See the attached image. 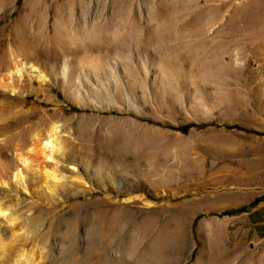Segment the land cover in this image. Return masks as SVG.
I'll use <instances>...</instances> for the list:
<instances>
[{
	"label": "rangeland",
	"instance_id": "374dc122",
	"mask_svg": "<svg viewBox=\"0 0 264 264\" xmlns=\"http://www.w3.org/2000/svg\"><path fill=\"white\" fill-rule=\"evenodd\" d=\"M0 208V264H264V0H0Z\"/></svg>",
	"mask_w": 264,
	"mask_h": 264
},
{
	"label": "bare ground",
	"instance_id": "6f19581e",
	"mask_svg": "<svg viewBox=\"0 0 264 264\" xmlns=\"http://www.w3.org/2000/svg\"><path fill=\"white\" fill-rule=\"evenodd\" d=\"M20 67V68H19ZM32 68V71L31 73H35L33 75H31V79H36L38 81H45L46 77L44 76V74L37 68H33V66H31ZM22 66L18 63H15L13 64V66H11V69L9 70V75H13V76H16V75H20V72L22 71ZM58 132L56 130V128L53 126L50 128V131H49V134L47 135L45 141L43 144H41L40 142V138L39 136H37L36 134L34 135V139L35 141H37V143L41 146L40 147V150L41 151H45V147L47 146L49 148V151H51V153L55 156H59V157H62L63 154H61V147H60V142H59V137H58ZM51 148V149H50ZM22 162L25 163V159H21ZM22 170H17V172L15 173V177L17 179H21L22 178ZM52 177L51 175H47L46 174V178H50ZM55 177H53V180H54ZM4 210H1L0 208V216H5L3 215ZM12 222V221H11ZM16 238V237H15ZM13 239V238H12ZM26 250V249H25ZM24 250V247L22 245V247H16L14 248V250H12V252L8 255H6L5 257V260L7 264H10L11 262L13 263L14 261L19 263L20 262V259H22V257H24V254L26 253ZM31 250H33L31 248ZM28 251V254H33V251ZM39 251V250H38ZM3 252V251H2ZM43 249H40V254H43ZM3 255V254H1ZM33 257V256H32ZM18 258V260L16 261L15 259ZM31 258V257H30ZM27 260V259H26ZM23 262V261H22ZM28 262H29V259H28Z\"/></svg>",
	"mask_w": 264,
	"mask_h": 264
},
{
	"label": "trees",
	"instance_id": "16d2710c",
	"mask_svg": "<svg viewBox=\"0 0 264 264\" xmlns=\"http://www.w3.org/2000/svg\"><path fill=\"white\" fill-rule=\"evenodd\" d=\"M188 127H185L184 130H181L183 133L187 131Z\"/></svg>",
	"mask_w": 264,
	"mask_h": 264
}]
</instances>
